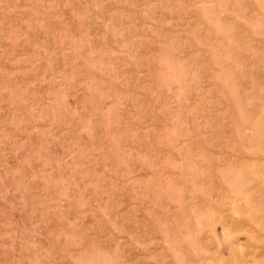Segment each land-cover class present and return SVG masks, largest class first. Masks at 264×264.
<instances>
[{"label": "rangeland", "instance_id": "1", "mask_svg": "<svg viewBox=\"0 0 264 264\" xmlns=\"http://www.w3.org/2000/svg\"><path fill=\"white\" fill-rule=\"evenodd\" d=\"M0 264H264V0H0Z\"/></svg>", "mask_w": 264, "mask_h": 264}]
</instances>
